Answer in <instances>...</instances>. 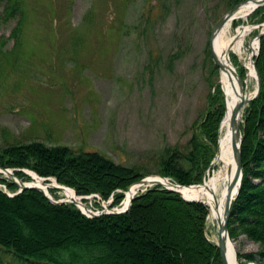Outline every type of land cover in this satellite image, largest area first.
<instances>
[{"label":"rangeland","instance_id":"rangeland-1","mask_svg":"<svg viewBox=\"0 0 264 264\" xmlns=\"http://www.w3.org/2000/svg\"><path fill=\"white\" fill-rule=\"evenodd\" d=\"M19 1L23 22L15 46L10 34L16 19L0 23V50L4 53H0V148L39 141L67 146L76 153L97 151L116 163L141 169L147 178L160 176L156 174L159 152L164 147L185 150L205 116L208 93L217 86L224 91L220 68L212 69L209 37L214 23L234 3ZM248 16L232 22L229 34L240 25L250 27L241 57L229 52V58L236 72L240 67L246 70L245 92L251 97L256 79L247 74L244 64L258 54L253 40L264 26H255L264 22H251ZM223 97L226 111L225 92ZM210 147L214 157L216 149ZM209 166L212 169L213 164ZM0 178L12 180L2 172ZM0 188L5 190L1 184ZM52 190L53 199L68 198L63 189ZM99 199H84L85 208L94 212L104 204L111 208L112 195L110 202ZM209 216L208 209L204 232L215 243L217 225ZM231 242L237 264L238 252L259 249L258 242L244 233ZM0 260L18 264L2 248Z\"/></svg>","mask_w":264,"mask_h":264},{"label":"trees","instance_id":"trees-1","mask_svg":"<svg viewBox=\"0 0 264 264\" xmlns=\"http://www.w3.org/2000/svg\"><path fill=\"white\" fill-rule=\"evenodd\" d=\"M231 1L236 4L240 0ZM0 5V23L16 19L10 34L15 46L22 31L20 1L0 0ZM248 19L264 22V5ZM0 53L4 54L2 50ZM254 62L260 90L241 116L242 179L228 219V232L231 239L246 234L258 242L259 249L238 252L240 264H264V35L259 39ZM237 73L245 79L243 67ZM223 96L219 86L208 93L205 116L187 148L164 147L156 159V174L183 186L202 183L213 158L210 146L215 151L218 144L219 123L225 111ZM0 168L15 169L14 175L23 181L31 178L22 169L53 177L80 196L97 194L105 201L112 195L111 206L118 205L123 192L147 175L97 151L76 153L67 146H48L39 141L0 148ZM0 184L8 193L18 189L16 183L5 178H0ZM208 209L199 201L186 200L173 190L153 185L138 192L125 212L88 217L71 203H52L34 188L13 196L0 188V248L10 252L18 264H222L217 245L204 232ZM0 264L7 263L0 260Z\"/></svg>","mask_w":264,"mask_h":264},{"label":"bare ground","instance_id":"bare-ground-1","mask_svg":"<svg viewBox=\"0 0 264 264\" xmlns=\"http://www.w3.org/2000/svg\"><path fill=\"white\" fill-rule=\"evenodd\" d=\"M255 6L256 3L253 0L243 2L236 9L233 16L221 27L212 41L214 53L219 57L223 65V68H220L221 83L224 88V92L226 93V115L221 122L218 146L216 147L217 157L213 163L212 169L210 167V169L207 171L202 183L195 186L177 188L185 198L202 200L208 207L210 206L209 220L213 222H215L216 219L220 220L223 218V212L226 201L228 199V195L232 198L236 194V191L238 189V185H236L231 192L229 191V182L233 178L235 172V162L231 145L232 130L229 126V116L231 113V109L233 108L234 104L240 99V97L249 96L248 93H242L239 89L237 79L232 71V69L235 70V67L231 62L232 59L230 60L229 58V52H234L241 57L244 38L248 33L250 26L245 24L240 25L236 28V31L233 34H229V29L234 20L246 18L249 12ZM252 46L255 50L257 46L256 39L253 40ZM244 65L247 69V74L254 77L255 74L252 64L245 61ZM30 174L33 181L29 182L28 185H41L43 183L42 179L36 177L35 175H33V173ZM150 178L159 179L156 177ZM160 180L162 182H165L163 179ZM141 187L142 186L139 184L131 187L130 191H128L125 195L123 204L121 205V207H117V210L126 208L131 196L134 195L138 190H140ZM61 189L66 192V196L68 197L67 199L63 200L78 201L79 198L72 194L69 189ZM227 254L229 257V264H237L236 248L231 242V239L227 241Z\"/></svg>","mask_w":264,"mask_h":264},{"label":"water","instance_id":"water-1","mask_svg":"<svg viewBox=\"0 0 264 264\" xmlns=\"http://www.w3.org/2000/svg\"><path fill=\"white\" fill-rule=\"evenodd\" d=\"M249 0H240L238 3L234 4L225 14H223L219 19H217V21L214 23V25L212 26L211 32H210V37H209V53L211 56V59L214 63L215 66H217L218 68H223V65L221 63V60L219 59V57L213 52L212 50V41L215 37V35L218 33V31L221 29V27L226 23V21H228L234 14V12L236 11V9L243 3ZM256 3V6L249 12L252 13L257 7L264 5V0H253ZM248 14V15H249ZM259 26H264L263 24H257L255 27H259ZM264 35V29H261L255 36L254 39H256L257 41V50L259 48V39L260 37ZM251 63H252V67L254 70V78L256 79V89L255 92L253 93V95L251 97L249 96H241L240 99L234 104L233 108L231 109V113L229 116V126L232 130V139H231V145H232V149H233V156H234V162H235V172H234V176L231 179V181L229 182V191L231 192L232 189L238 185V189L236 191V194L231 198V196L228 195V199L226 201V205L224 208V212H223V218L222 219H216V225H217V239L215 244L217 245L218 249H219V253H220V259L222 264H229V257L227 254V241L230 240L229 237V232H228V219L231 213V209L233 207L234 204V200L239 192L240 189V185H241V179H242V164H241V140H242V133H241V128H240V121H241V115H242V109L244 108V106L246 104H248V102L250 100H252L253 98H255L260 90V80H259V75L258 72L256 70L255 64H254V58H251ZM245 66V65H244ZM246 68V67H245ZM234 76L237 79L238 85H239V89L242 93L245 92V84L244 81L239 77L238 73L236 72V70L232 69ZM224 109H225V99H224ZM225 114V111H224ZM224 117V115H223ZM222 117V119H223ZM221 119V121H222ZM221 121L219 123V126L221 124ZM219 131V130H218ZM217 157V151L214 154V157L211 161V164L214 163L215 159ZM14 171L15 169H10V168H0V172L4 173L5 175L9 176L12 181L14 183H16L18 185V189L16 192L9 194L7 193V195L9 196H13L16 195L20 192H22L24 189L27 188H34L36 190H38L39 192H41L49 201H51L52 203L55 204H61V203H71L73 205H75L76 207H78L81 210L86 211L87 213H89L91 216H96L98 214L93 213L90 209L85 208L84 203L81 201V199H86L88 198L87 196H77L75 193V190L73 188H70L68 186L65 185H61L56 183V180L54 178L51 177H40L38 176L35 172L30 171V170H22L23 172H25L29 177L32 178L30 173H33V175H35L36 177L42 179L43 183L41 185H28L27 182L20 180L19 178H17L14 175ZM156 178L159 179H151V178H147L144 177L142 179H140L139 181L133 183L132 185H130L128 187V189L124 192V195L130 191V188L133 187L136 184L141 185L142 187H148L150 185H161L167 189L173 190L177 193L180 194V196H182V198L186 199V200H193V201H199L203 204H205L204 201L202 200H198V199H194V198H185L183 196V194L177 189L178 187H189V186H195V185H199V184H192V185H188V186H183L180 185L178 183L173 182L172 180H170L167 177H162V176H156ZM160 179H163L165 182H162ZM53 181L56 183V185L53 184ZM47 186V187H45ZM61 188H67V189H72L75 196L78 199V201L75 200H63V199H59V200H55L53 199V197L49 194L48 189H61ZM142 189V190H146ZM5 192V191H4ZM134 198V195L131 196L128 205L126 206V208L124 209H120L117 210L116 207H111L108 209H102L100 214H106V213H121V212H125L127 211V209L130 207L131 201Z\"/></svg>","mask_w":264,"mask_h":264},{"label":"built area","instance_id":"built-area-1","mask_svg":"<svg viewBox=\"0 0 264 264\" xmlns=\"http://www.w3.org/2000/svg\"><path fill=\"white\" fill-rule=\"evenodd\" d=\"M96 197H98V196H96ZM108 201L110 202L111 200H108ZM101 202L105 203L104 201H101ZM106 205H107V204H104L102 207L106 209V207H107ZM108 205H109V203H108ZM98 212H99V211L94 212V213H98ZM86 215H89V214H86Z\"/></svg>","mask_w":264,"mask_h":264}]
</instances>
